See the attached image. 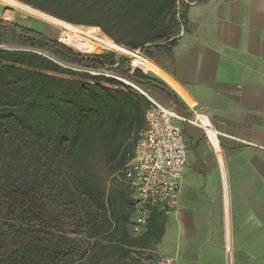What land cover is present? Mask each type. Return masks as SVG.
<instances>
[{"label": "trees", "instance_id": "trees-1", "mask_svg": "<svg viewBox=\"0 0 264 264\" xmlns=\"http://www.w3.org/2000/svg\"><path fill=\"white\" fill-rule=\"evenodd\" d=\"M17 1L70 24L98 26L115 43L152 58L153 50L171 54L189 4L206 0ZM60 42L0 19V179L28 205L0 264H83L74 260L79 249L70 234L105 239L125 257L151 248L164 232L165 217L152 211L146 230L130 235L127 193L108 194L82 169L96 142L113 173L122 167L149 105L124 83L88 70H120L133 81L148 74L126 69L125 54L80 53Z\"/></svg>", "mask_w": 264, "mask_h": 264}, {"label": "crops", "instance_id": "crops-1", "mask_svg": "<svg viewBox=\"0 0 264 264\" xmlns=\"http://www.w3.org/2000/svg\"><path fill=\"white\" fill-rule=\"evenodd\" d=\"M0 2L11 10L25 6ZM151 54L146 67L135 65L148 78L134 81L193 122L182 125L188 148L178 206L163 215L160 240L134 250L137 258L164 254L176 264H264V0L189 4L171 54Z\"/></svg>", "mask_w": 264, "mask_h": 264}, {"label": "rangeland", "instance_id": "rangeland-1", "mask_svg": "<svg viewBox=\"0 0 264 264\" xmlns=\"http://www.w3.org/2000/svg\"><path fill=\"white\" fill-rule=\"evenodd\" d=\"M27 11L30 13L27 14ZM40 11L39 9H34L28 5H25L24 8H20V10H11L0 2L1 20L15 22L24 27L33 29L34 31L42 33L49 39H55L59 42L61 41L60 43L62 44L65 43L66 46L79 51L80 53L111 51L117 56L125 54L129 56V61L125 67L126 69L131 70L132 64L134 66L138 65L134 57L130 54L115 52L109 49L115 46H120L123 49L127 48L123 45L115 43L98 26L70 24L51 17L46 14V12L42 13L44 11ZM33 14L45 21L34 17ZM112 32L114 34L118 33L115 29H113ZM139 54L141 53L139 52ZM74 69L79 70L76 67ZM88 72L112 78L116 81L124 83V85L127 86L129 85L126 84L125 81L138 85V83L131 80L120 70L116 72L88 70ZM101 84L108 87H115L104 82H101ZM138 86L142 89L140 85ZM117 87L120 88V86ZM131 141L132 139H130L128 143H131ZM82 169L83 173L86 174L92 182L105 192H108V194L113 193L118 195L119 193L124 192L128 195V189L123 184L114 182L112 179L113 166L107 163L106 152L98 142L94 144L93 149ZM27 212L28 205L26 201L13 192L11 185L7 181L0 179V253L14 241L17 229L24 225L27 220ZM69 237L75 241L79 249L74 260L80 259L83 264H141V261L137 258L138 254H136L134 250H129L128 255L125 257L120 256L117 253H113L111 242H108L105 239H98L94 242V240L86 238L83 235L78 236L70 234ZM125 249L128 248L125 247Z\"/></svg>", "mask_w": 264, "mask_h": 264}, {"label": "built area", "instance_id": "built-area-1", "mask_svg": "<svg viewBox=\"0 0 264 264\" xmlns=\"http://www.w3.org/2000/svg\"><path fill=\"white\" fill-rule=\"evenodd\" d=\"M125 83L149 101L129 158L112 174L114 182L128 189L129 233L137 236L146 230L152 210L168 216L178 206L188 148L182 125L191 120L149 97L138 85ZM138 259L141 264H176L174 257L164 254Z\"/></svg>", "mask_w": 264, "mask_h": 264}, {"label": "bare ground", "instance_id": "bare-ground-1", "mask_svg": "<svg viewBox=\"0 0 264 264\" xmlns=\"http://www.w3.org/2000/svg\"><path fill=\"white\" fill-rule=\"evenodd\" d=\"M129 54L131 56L134 57L135 61L139 64V65H142L143 67H146V62H147V59L145 58V56L139 54V52H129ZM128 82V81H126ZM193 122V121H191ZM203 124L205 125L206 127V131H207V134H213V131L210 129V127L207 125V122L204 121Z\"/></svg>", "mask_w": 264, "mask_h": 264}, {"label": "water", "instance_id": "water-1", "mask_svg": "<svg viewBox=\"0 0 264 264\" xmlns=\"http://www.w3.org/2000/svg\"><path fill=\"white\" fill-rule=\"evenodd\" d=\"M137 52H139V51H137ZM87 54H91V53H87ZM131 60H132V58H131ZM131 62H132V61H131ZM131 66H132V65H131ZM132 68H135V67L132 66ZM138 68L141 69L140 67H138ZM143 72H144V71H143Z\"/></svg>", "mask_w": 264, "mask_h": 264}]
</instances>
